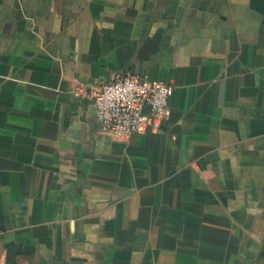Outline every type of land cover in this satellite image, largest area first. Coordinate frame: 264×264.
<instances>
[{
	"label": "crops",
	"instance_id": "obj_1",
	"mask_svg": "<svg viewBox=\"0 0 264 264\" xmlns=\"http://www.w3.org/2000/svg\"><path fill=\"white\" fill-rule=\"evenodd\" d=\"M126 74L171 113L117 140ZM0 264H264V0H0Z\"/></svg>",
	"mask_w": 264,
	"mask_h": 264
},
{
	"label": "built area",
	"instance_id": "obj_2",
	"mask_svg": "<svg viewBox=\"0 0 264 264\" xmlns=\"http://www.w3.org/2000/svg\"><path fill=\"white\" fill-rule=\"evenodd\" d=\"M172 93L173 86L168 83L126 74L100 83L89 95L97 123L119 140L139 133L145 125L167 120Z\"/></svg>",
	"mask_w": 264,
	"mask_h": 264
}]
</instances>
